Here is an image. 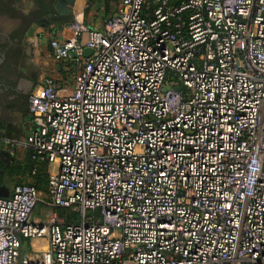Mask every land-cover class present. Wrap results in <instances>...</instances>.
<instances>
[{
  "label": "built area",
  "instance_id": "2783aa9c",
  "mask_svg": "<svg viewBox=\"0 0 264 264\" xmlns=\"http://www.w3.org/2000/svg\"><path fill=\"white\" fill-rule=\"evenodd\" d=\"M68 30L52 57L80 68L28 94L18 143L55 169L0 197V264H264V0H117Z\"/></svg>",
  "mask_w": 264,
  "mask_h": 264
},
{
  "label": "crops",
  "instance_id": "0c3cea01",
  "mask_svg": "<svg viewBox=\"0 0 264 264\" xmlns=\"http://www.w3.org/2000/svg\"><path fill=\"white\" fill-rule=\"evenodd\" d=\"M105 4V0H75L71 21L84 20L90 27L101 29L117 5H113V10L104 12ZM86 7L88 11L85 16ZM60 23L51 21L47 27L35 25L31 35L25 33L21 39H13L10 34L16 29L18 21L0 16V65L5 63L9 50L17 53L5 63L10 68L8 77L0 78V158L7 162L12 159V150L20 147L19 141L26 139L33 129L28 111V94L39 87L47 76L53 77L61 87L70 88L72 85L74 76L70 74V68L73 65L56 61L49 46L51 39L69 35L68 24L55 33L52 31ZM40 196L46 197L42 192Z\"/></svg>",
  "mask_w": 264,
  "mask_h": 264
},
{
  "label": "trees",
  "instance_id": "16d2710c",
  "mask_svg": "<svg viewBox=\"0 0 264 264\" xmlns=\"http://www.w3.org/2000/svg\"><path fill=\"white\" fill-rule=\"evenodd\" d=\"M92 1V0H89ZM106 4L104 5V12H108L111 9L113 10V5L117 4V0H105ZM21 0H0V16H8L12 19H15L18 21V25L15 30H13L10 34L11 38L13 39H21L22 36L26 33V31L29 29L31 25H41L44 27H47L49 24H51V21L55 22H69L71 21L72 17H60L58 18L55 15L54 10V4L56 0H32L33 5L28 9L27 12H24L23 9L20 7ZM49 15H54L55 17H49ZM16 52L9 50L6 53V60L9 58H14L16 56ZM3 63L0 65V78H7L10 74V68L6 66V64ZM28 158L30 161V169L33 171L34 167V175L36 173L40 172V169H42V173L40 176L37 177L36 182L42 180V176H46V167L47 164L45 162H35L33 159H31L30 153L28 152ZM13 171L8 168V162L6 160H3L0 158V187L4 184L9 185V177L12 176ZM49 173V172H48ZM7 176V177H6ZM49 175H47L48 177ZM46 177V187L44 189V192L47 188V180ZM39 178V179H38ZM8 179V180H7ZM21 182H17L16 184H20ZM31 184V183H27ZM35 186V184H31ZM13 186V185H12ZM11 186V187H12ZM36 187V186H35ZM61 209V208H57ZM56 209V210H57ZM66 209V208H65ZM60 216V215H59ZM70 217H66L64 221L66 223L75 221L77 219V214L73 212V214L69 215ZM76 216V219H73V217ZM63 218V217H62Z\"/></svg>",
  "mask_w": 264,
  "mask_h": 264
},
{
  "label": "rangeland",
  "instance_id": "374dc122",
  "mask_svg": "<svg viewBox=\"0 0 264 264\" xmlns=\"http://www.w3.org/2000/svg\"><path fill=\"white\" fill-rule=\"evenodd\" d=\"M19 5L22 9L28 10L33 5V3L32 0H21ZM79 68L76 66L71 67L70 74L72 76H75ZM8 168H10V170H12L13 173L12 176L9 177V180L7 179L10 182L9 185L6 184L4 185H6L7 187H11L17 182L31 183V184H35L36 188L40 192L44 193V189L46 187V177L47 175H49L48 173L49 171L51 172L52 170L55 169V165L54 164L47 165L45 169L46 176H42V180L41 181L38 180V182H36L37 177L40 176L41 173L43 172L42 171L43 168L40 169L39 173H36L34 175V173L30 169L28 150L20 146L19 148L17 149L14 148L12 150V159L8 162ZM49 210H50L49 207L38 204L34 209L33 214L34 216L40 217L42 219H49V213H50ZM57 213L58 215H60V217H63V219H65L66 217H70L69 215L73 214V211L68 208L66 209L61 208V209H57ZM73 219H76V216L73 217ZM32 244L35 250L40 251V249L45 246L46 241L44 239H37V241L32 242Z\"/></svg>",
  "mask_w": 264,
  "mask_h": 264
},
{
  "label": "water",
  "instance_id": "95a60500",
  "mask_svg": "<svg viewBox=\"0 0 264 264\" xmlns=\"http://www.w3.org/2000/svg\"><path fill=\"white\" fill-rule=\"evenodd\" d=\"M75 3V0H56L54 4V10L58 14V16H72L73 11L72 7ZM89 3V2H88ZM85 16L87 15L88 7L85 8ZM49 17H53V15H49ZM68 23H60L53 27L52 31L55 33L57 30H61L64 26H66ZM34 26L29 27V29L26 32V35L29 36L33 33ZM91 53V49L85 48L84 49V55L88 56ZM10 194V188L6 185H2L0 187V197H7Z\"/></svg>",
  "mask_w": 264,
  "mask_h": 264
}]
</instances>
